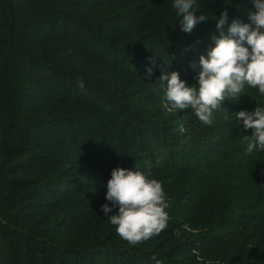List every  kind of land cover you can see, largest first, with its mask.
<instances>
[{
    "label": "trees",
    "instance_id": "trees-1",
    "mask_svg": "<svg viewBox=\"0 0 264 264\" xmlns=\"http://www.w3.org/2000/svg\"><path fill=\"white\" fill-rule=\"evenodd\" d=\"M196 7L188 33L172 0H0V264H264V151L235 118L264 96L245 85L206 125L154 84H194L212 17L227 10V34L254 10ZM117 166L167 196V226L135 245L100 210Z\"/></svg>",
    "mask_w": 264,
    "mask_h": 264
},
{
    "label": "clouds",
    "instance_id": "clouds-1",
    "mask_svg": "<svg viewBox=\"0 0 264 264\" xmlns=\"http://www.w3.org/2000/svg\"><path fill=\"white\" fill-rule=\"evenodd\" d=\"M197 0H172L176 17L182 16L181 30L190 33L197 23L208 19V13H194ZM254 10L247 13L248 22L233 19L225 34L227 10L213 16L219 35L211 37V45L199 56V71L195 83L189 85L178 71H162L158 84L170 105L168 110L191 109L203 124L211 125L214 112L226 97L238 98L245 85L264 96V0H252ZM151 68L147 74L151 75ZM83 89L84 81L77 79ZM236 121L245 133L246 152L264 151V104L252 110L235 112ZM106 202L100 206L117 234L135 245L158 235L168 222L167 196L162 182L150 178L139 168L117 166L111 170L105 185ZM155 264L162 261L155 254Z\"/></svg>",
    "mask_w": 264,
    "mask_h": 264
}]
</instances>
